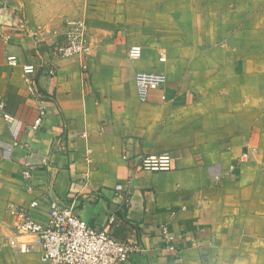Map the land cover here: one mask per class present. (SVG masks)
<instances>
[{
    "label": "crops",
    "instance_id": "0c3cea01",
    "mask_svg": "<svg viewBox=\"0 0 264 264\" xmlns=\"http://www.w3.org/2000/svg\"><path fill=\"white\" fill-rule=\"evenodd\" d=\"M35 14L31 0H0V264H44L38 246H13L9 207L50 189L89 225L137 238L143 252L127 264H264V0H216V21L198 24L215 33L193 43L162 31L140 60L129 44L96 52L90 41L61 59L60 24ZM140 73L166 82L142 92ZM163 155L172 171H136ZM48 209L41 200L40 219Z\"/></svg>",
    "mask_w": 264,
    "mask_h": 264
},
{
    "label": "built area",
    "instance_id": "2783aa9c",
    "mask_svg": "<svg viewBox=\"0 0 264 264\" xmlns=\"http://www.w3.org/2000/svg\"><path fill=\"white\" fill-rule=\"evenodd\" d=\"M88 31V24L78 20L69 23L65 32H54L53 45L58 57L69 59L84 54L88 44ZM128 54L131 59L140 60L144 49L141 45L134 44ZM160 60L164 61L163 58ZM9 63L11 66L18 65L15 57H10ZM23 70L31 78L35 73V66L26 65ZM137 82L142 92H145L147 89L162 87L166 77L160 73H140ZM0 109H4V105H0ZM45 115V110L40 109L33 125L34 130L42 127ZM4 119L12 120L7 115ZM173 169V158L163 155L143 158L136 171L158 173ZM32 178L33 168L27 164L23 172L26 191L35 194L37 189L32 185ZM115 190L121 191L122 187L118 186ZM41 200H46L49 208L45 219L38 216ZM9 212L15 219L13 246L24 255L32 253L35 246H38L44 264H127L136 254L143 252L137 238L121 242L114 239L106 229L89 225L76 213L74 207L63 206L51 189L36 195L26 206L10 205Z\"/></svg>",
    "mask_w": 264,
    "mask_h": 264
},
{
    "label": "rangeland",
    "instance_id": "374dc122",
    "mask_svg": "<svg viewBox=\"0 0 264 264\" xmlns=\"http://www.w3.org/2000/svg\"><path fill=\"white\" fill-rule=\"evenodd\" d=\"M31 1L36 8L37 18H44V23L60 24L57 29L50 31L52 36L54 32H65L67 25L73 21H85L89 26L87 47L90 41L91 48L96 52L111 45L129 44L131 47L140 44L144 47L150 41L149 38L156 37L162 31L176 40L177 36L183 34L196 43L207 31L199 28L198 24L216 21V0H165L168 11L165 13L159 11L162 0ZM186 21L188 28H180ZM60 29L63 31L59 32ZM207 32L215 33L216 29ZM3 111L0 109V115Z\"/></svg>",
    "mask_w": 264,
    "mask_h": 264
}]
</instances>
